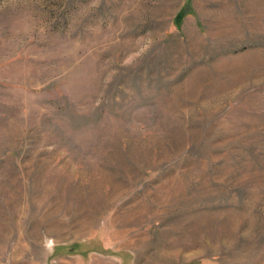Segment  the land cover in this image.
Returning a JSON list of instances; mask_svg holds the SVG:
<instances>
[{
  "label": "rangeland",
  "instance_id": "1",
  "mask_svg": "<svg viewBox=\"0 0 264 264\" xmlns=\"http://www.w3.org/2000/svg\"><path fill=\"white\" fill-rule=\"evenodd\" d=\"M0 264H264V0H0Z\"/></svg>",
  "mask_w": 264,
  "mask_h": 264
}]
</instances>
